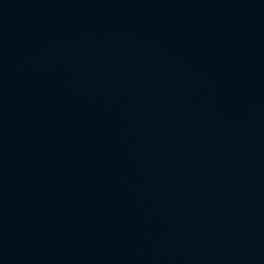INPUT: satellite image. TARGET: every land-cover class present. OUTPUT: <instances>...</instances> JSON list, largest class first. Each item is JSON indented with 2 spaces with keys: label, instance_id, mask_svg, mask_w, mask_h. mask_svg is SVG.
Listing matches in <instances>:
<instances>
[{
  "label": "water",
  "instance_id": "1",
  "mask_svg": "<svg viewBox=\"0 0 264 264\" xmlns=\"http://www.w3.org/2000/svg\"><path fill=\"white\" fill-rule=\"evenodd\" d=\"M0 264H264V0H0Z\"/></svg>",
  "mask_w": 264,
  "mask_h": 264
}]
</instances>
